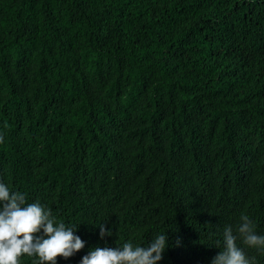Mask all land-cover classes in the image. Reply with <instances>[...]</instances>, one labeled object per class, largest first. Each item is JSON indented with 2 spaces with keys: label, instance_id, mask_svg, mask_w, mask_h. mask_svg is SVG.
Masks as SVG:
<instances>
[{
  "label": "trees",
  "instance_id": "1",
  "mask_svg": "<svg viewBox=\"0 0 264 264\" xmlns=\"http://www.w3.org/2000/svg\"><path fill=\"white\" fill-rule=\"evenodd\" d=\"M0 181L77 226L57 264L163 232L158 264H211L241 214L264 233V0H0Z\"/></svg>",
  "mask_w": 264,
  "mask_h": 264
},
{
  "label": "clouds",
  "instance_id": "2",
  "mask_svg": "<svg viewBox=\"0 0 264 264\" xmlns=\"http://www.w3.org/2000/svg\"><path fill=\"white\" fill-rule=\"evenodd\" d=\"M97 227L101 238L111 235L103 223ZM256 228L247 214H241L234 225L224 226L222 250L211 264H254L246 249L264 251V233ZM76 229L58 220L40 201L29 203L24 193L0 181V264H20L22 255L35 257V264H57V256L67 259L84 248L85 241ZM167 247L163 232L147 246L125 241L114 247L89 248L79 264H158Z\"/></svg>",
  "mask_w": 264,
  "mask_h": 264
}]
</instances>
